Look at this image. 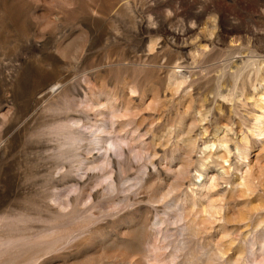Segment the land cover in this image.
Listing matches in <instances>:
<instances>
[{
	"label": "rangeland",
	"instance_id": "374dc122",
	"mask_svg": "<svg viewBox=\"0 0 264 264\" xmlns=\"http://www.w3.org/2000/svg\"><path fill=\"white\" fill-rule=\"evenodd\" d=\"M0 264H264V0H0Z\"/></svg>",
	"mask_w": 264,
	"mask_h": 264
}]
</instances>
